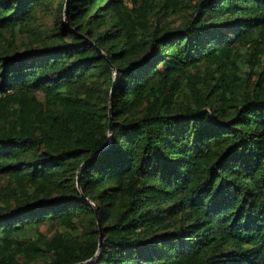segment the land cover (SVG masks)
<instances>
[{
	"label": "trees",
	"instance_id": "trees-1",
	"mask_svg": "<svg viewBox=\"0 0 264 264\" xmlns=\"http://www.w3.org/2000/svg\"><path fill=\"white\" fill-rule=\"evenodd\" d=\"M0 264H264V0H0Z\"/></svg>",
	"mask_w": 264,
	"mask_h": 264
},
{
	"label": "rangeland",
	"instance_id": "rangeland-1",
	"mask_svg": "<svg viewBox=\"0 0 264 264\" xmlns=\"http://www.w3.org/2000/svg\"><path fill=\"white\" fill-rule=\"evenodd\" d=\"M47 20H51V18H47L46 21H47ZM40 229H41L42 231H47V230H49V226H48L47 224H46V225L44 224V225L41 226Z\"/></svg>",
	"mask_w": 264,
	"mask_h": 264
},
{
	"label": "water",
	"instance_id": "water-1",
	"mask_svg": "<svg viewBox=\"0 0 264 264\" xmlns=\"http://www.w3.org/2000/svg\"><path fill=\"white\" fill-rule=\"evenodd\" d=\"M110 133L112 134V129H111V127H110ZM99 247H100V248L103 247L102 235H101V237H100V246H99Z\"/></svg>",
	"mask_w": 264,
	"mask_h": 264
}]
</instances>
